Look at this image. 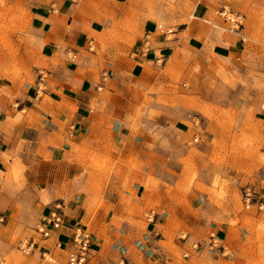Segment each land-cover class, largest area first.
Masks as SVG:
<instances>
[{"label": "crops", "instance_id": "obj_1", "mask_svg": "<svg viewBox=\"0 0 264 264\" xmlns=\"http://www.w3.org/2000/svg\"><path fill=\"white\" fill-rule=\"evenodd\" d=\"M36 1L29 9L36 23L33 41L10 49H16L27 70L17 80L9 68L0 71V171L10 174L18 167L50 203L59 202L64 224L46 241L65 242L74 227L92 222L105 229L102 238L91 234L87 264H174V256L162 245L168 239L159 230L178 224L191 226L201 237L210 250L207 264H235L249 251L256 254L248 244L254 236L248 225L240 220L232 224L233 215L218 211V228L210 230L213 223L207 217H193L190 203H176L171 196L174 185L169 179L175 176L166 170L165 148L184 143L176 137L162 143L155 133L146 132L147 127L151 133L159 130L153 121L144 127L138 122L136 107L142 97L133 95L129 85L155 83L147 66L166 59L169 47L164 44L170 38L153 36L143 52L144 36L155 33V27L147 28L131 46L133 35L125 25L128 18L142 17L138 0H104L105 10L95 0ZM210 49L215 60L235 62L237 48L226 38L216 36ZM118 50H130L128 59L136 63L129 76L126 67L132 63L115 57L112 51ZM10 55L8 61L14 64L15 54ZM96 161L109 166L101 175L91 168ZM149 178L155 183L149 184ZM136 224L147 228L137 231L132 228ZM213 241L222 249L211 246Z\"/></svg>", "mask_w": 264, "mask_h": 264}, {"label": "rangeland", "instance_id": "obj_2", "mask_svg": "<svg viewBox=\"0 0 264 264\" xmlns=\"http://www.w3.org/2000/svg\"><path fill=\"white\" fill-rule=\"evenodd\" d=\"M136 2L142 17L128 18L125 25L133 35L131 46L139 43L147 28L162 24L175 30L164 44L169 47L166 59L147 66L155 83L129 84L133 95L142 97L136 107L138 122L142 120L144 127L147 121H153V127L159 130L151 133V127H147L146 132L155 133L162 143L168 137L184 143L173 150L165 148L169 159L166 170L175 176L169 179L174 185L171 196L176 203H190L193 217L196 213L207 217L213 223L210 230L218 228V211L233 215L232 224L240 220L248 225L254 233L248 244L256 254L249 251L248 256L237 257L235 264H264V0ZM37 3L0 0V71L9 68L15 80L26 68L16 49H10L20 42L26 45L33 41L36 23L29 9ZM95 4L105 10L104 0H95ZM223 8L241 17L238 29L219 14ZM218 35L237 48L233 65L213 58L210 47ZM12 52L14 64L8 61ZM112 52L122 63H132L131 68L126 67V75L133 73L136 63L128 59L130 50ZM157 54L161 57L163 52ZM8 63L11 66L7 67ZM174 130L187 138L173 135ZM108 167L102 161L91 163L100 175ZM155 181L148 179L149 184ZM30 182L18 167H12L10 174L0 171V264H66L68 245L53 248L52 240H42L36 233L46 209L61 206L59 202L50 203L38 185ZM246 190L255 192L250 205L244 201ZM257 199L261 209L255 204ZM202 205L208 209H201ZM249 213L257 220L247 216ZM85 225L89 233L104 236L105 226L92 222ZM132 228L144 231L147 227L136 224ZM159 232L168 239L162 245L174 256V264H207L210 250L203 247L191 226L168 224ZM174 240H178L177 245ZM44 248H48L47 253Z\"/></svg>", "mask_w": 264, "mask_h": 264}, {"label": "built area", "instance_id": "obj_3", "mask_svg": "<svg viewBox=\"0 0 264 264\" xmlns=\"http://www.w3.org/2000/svg\"><path fill=\"white\" fill-rule=\"evenodd\" d=\"M219 14L229 23H231L235 28H239L241 26V17L236 13H232L223 8ZM154 35L146 34L143 38V52H147V48L151 44L152 37H161L163 39L170 38L175 30L173 28L166 27L165 25L158 24L155 28ZM195 140V139H194ZM263 148H264V139H263ZM245 199L247 201V205L252 204L251 198H253V194L255 192L246 190ZM255 204L258 205L259 209L262 206L260 201L255 200ZM64 213L60 207H55L49 213L41 216L38 225L36 226V233L42 240L50 239L53 233L61 230L64 224ZM210 238H213L211 235ZM53 248H62L65 244L68 245V249L66 250V264H87L90 259V254L92 250V242H91V233H89L85 228L81 226H76L72 229L71 234L68 236L65 242H63L59 238L52 239ZM216 241V240H215ZM215 241L210 243L214 248H220L219 244ZM32 243L29 247H31ZM47 253L48 248H44ZM119 264H127L126 261L121 260Z\"/></svg>", "mask_w": 264, "mask_h": 264}, {"label": "bare ground", "instance_id": "obj_4", "mask_svg": "<svg viewBox=\"0 0 264 264\" xmlns=\"http://www.w3.org/2000/svg\"><path fill=\"white\" fill-rule=\"evenodd\" d=\"M259 207V206H258ZM262 206H260V209H261Z\"/></svg>", "mask_w": 264, "mask_h": 264}]
</instances>
